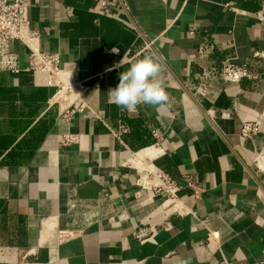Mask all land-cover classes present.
<instances>
[{
  "label": "crops",
  "instance_id": "0c3cea01",
  "mask_svg": "<svg viewBox=\"0 0 264 264\" xmlns=\"http://www.w3.org/2000/svg\"><path fill=\"white\" fill-rule=\"evenodd\" d=\"M110 1L104 14L99 0H29L32 46L84 87L73 116L26 71L23 43H11L18 74L0 64V264H264V0ZM151 54L170 106L118 108L108 91ZM228 57L254 78L224 83ZM256 121L261 133L242 139ZM134 157L178 200L138 187Z\"/></svg>",
  "mask_w": 264,
  "mask_h": 264
},
{
  "label": "built area",
  "instance_id": "2783aa9c",
  "mask_svg": "<svg viewBox=\"0 0 264 264\" xmlns=\"http://www.w3.org/2000/svg\"><path fill=\"white\" fill-rule=\"evenodd\" d=\"M99 5L104 14H107L111 8L110 0H99ZM29 8V0H0V64L3 70L18 74L21 70L18 66L17 55L11 52V43L14 40L23 43L30 51L29 65L27 72H36L47 76V86L55 89V95L50 100V106L64 105V116L70 117L76 113L73 106L80 103L82 109V97L85 93L84 87L80 83L68 82L62 70L61 56L59 54H46L35 49L31 42L34 40L33 34L29 32V24L26 19ZM229 10H234L232 6H226ZM195 29H191L189 34L195 35ZM210 43L204 44L205 50L211 49ZM152 52L151 44L146 45L130 58V61L139 58L144 53ZM254 60H264V52H256L253 55ZM235 58H225L221 66V79L226 84H240L244 80L254 78L255 74L248 64L238 65ZM62 95L58 99L57 96ZM65 96V98H64ZM72 97L73 100H70ZM64 98V100H62ZM79 110V109H78ZM63 115V114H62ZM261 121L248 122L242 125L240 137L244 140L252 139L261 133ZM154 136H157L154 132ZM76 136L68 135L65 137L66 144L77 142ZM131 166L140 175L137 186L155 190L159 194H166L170 199L178 200L180 188L168 175L161 172L151 161L141 160L134 157ZM159 180L160 186L154 185V181ZM63 239H70L72 234L63 232L60 234Z\"/></svg>",
  "mask_w": 264,
  "mask_h": 264
},
{
  "label": "clouds",
  "instance_id": "9594fccd",
  "mask_svg": "<svg viewBox=\"0 0 264 264\" xmlns=\"http://www.w3.org/2000/svg\"><path fill=\"white\" fill-rule=\"evenodd\" d=\"M163 66L155 54L144 55L119 74V83L108 91L109 100L128 112L140 105L157 111L170 106V96L161 83Z\"/></svg>",
  "mask_w": 264,
  "mask_h": 264
},
{
  "label": "trees",
  "instance_id": "16d2710c",
  "mask_svg": "<svg viewBox=\"0 0 264 264\" xmlns=\"http://www.w3.org/2000/svg\"><path fill=\"white\" fill-rule=\"evenodd\" d=\"M43 93V92H42ZM45 93H43V95H44ZM42 95V96H43ZM129 124L131 125V124H134V123H132V122H129ZM151 138H153V137H151ZM154 142V140L152 139L149 143H153Z\"/></svg>",
  "mask_w": 264,
  "mask_h": 264
},
{
  "label": "rangeland",
  "instance_id": "374dc122",
  "mask_svg": "<svg viewBox=\"0 0 264 264\" xmlns=\"http://www.w3.org/2000/svg\"><path fill=\"white\" fill-rule=\"evenodd\" d=\"M64 98H65V96H64ZM64 98L62 100H64ZM68 98H70V97H68ZM70 100H73V98L71 97Z\"/></svg>",
  "mask_w": 264,
  "mask_h": 264
}]
</instances>
